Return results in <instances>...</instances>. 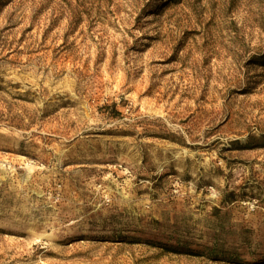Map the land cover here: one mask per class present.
I'll use <instances>...</instances> for the list:
<instances>
[{
  "label": "rangeland",
  "instance_id": "374dc122",
  "mask_svg": "<svg viewBox=\"0 0 264 264\" xmlns=\"http://www.w3.org/2000/svg\"><path fill=\"white\" fill-rule=\"evenodd\" d=\"M0 264H264V0H0Z\"/></svg>",
  "mask_w": 264,
  "mask_h": 264
}]
</instances>
